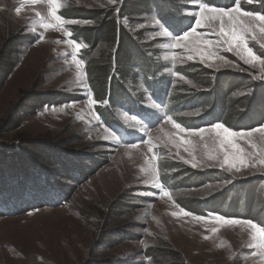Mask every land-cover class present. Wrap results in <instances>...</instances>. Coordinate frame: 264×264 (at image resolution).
Masks as SVG:
<instances>
[{
  "label": "rangeland",
  "instance_id": "1",
  "mask_svg": "<svg viewBox=\"0 0 264 264\" xmlns=\"http://www.w3.org/2000/svg\"><path fill=\"white\" fill-rule=\"evenodd\" d=\"M21 2L0 0V168L8 158L12 162L19 157L32 172L35 169L46 172L51 187L44 203L41 199L31 198L28 188H14L17 189L16 198H12L15 201L4 205L0 211V264H155L149 254L152 248L160 249L168 264H264V255L253 246L246 226L229 225L215 219L216 215L225 217L221 211L233 201L232 210L239 207L250 214L256 210L264 212V165L241 167L237 172L229 170L227 164L220 167L222 154L220 160H208L203 156L204 141L177 130L172 121L166 119L172 118L168 108L149 94L136 67L135 75L125 77L120 74L121 56L116 59L118 65L115 61L117 35L123 29L128 31L146 52V60L159 65L158 71L154 66L152 71L159 78L169 79L172 91L187 87L185 94L191 96L201 92V97L208 98L215 79L220 83L231 80L235 89L230 98L236 109L231 114L238 117L244 111L251 113L250 105L255 104L258 107L256 119H263L259 125L255 120H249L250 123L234 124L235 127L229 122H221L236 132L264 126V78H261L264 71L259 63L255 67L245 64L235 51H227V46L219 48V55L225 57L227 63L219 59L202 60L194 48L189 51L165 47L169 39L156 36L160 28L153 24V18L164 24L160 15L153 11L130 15L123 8L124 0H115L114 4L109 0H62L64 7L59 15L73 7L99 12L101 16L80 19L61 15L64 26L48 29L41 27L36 17V12L47 16V4L24 3L17 13L15 9ZM172 2L178 4L183 15L194 18L190 13L198 11L196 4L201 0ZM253 2L258 4L257 0ZM253 2L241 0V7L245 11L264 14L244 8L243 5ZM112 17L115 22L113 39L106 29ZM48 22L56 23L50 18ZM218 28L216 23L197 31L216 41L218 36L213 30L218 31ZM80 29L81 35L77 33ZM65 31L72 35L66 36ZM16 34L30 36L32 40L13 52L8 45ZM70 40L82 44L75 57L72 55L74 45L68 43ZM249 46L254 47L258 55L264 51L255 42L250 41ZM82 52L86 56H81ZM173 52L178 57L175 62L165 59ZM189 55L193 58L188 59ZM80 60L84 63L77 66L75 61ZM92 61L97 64V72L90 74ZM182 66L187 67L188 75L179 73ZM195 69L201 70V81L189 77L196 75ZM111 74L117 80L121 79L124 91L134 97L136 110L133 111L144 118L129 113L125 110L127 107L118 102L110 107L118 127L123 125L143 136L137 143H123L96 112L97 105L107 104L106 101L99 102L103 99L98 97L100 86L96 90L92 79L96 86L102 82L107 86ZM67 95V101L53 100L39 105L41 100L49 97L60 99ZM36 106L38 110H35ZM142 106L155 115L140 110ZM204 111L203 107H198L184 110L180 115L197 117ZM125 114L135 116L138 122L126 121ZM175 115L178 117L179 113ZM149 137L151 143H144ZM179 137L193 141L196 167L187 162L192 161V157L184 150L185 147L191 150L192 146L182 144ZM208 137L205 133L211 146ZM250 139L264 150V134L253 132ZM30 140L41 141L61 152L68 161L67 166L74 164L78 169L70 174L55 167L59 164L46 162V150L35 149ZM238 143L248 152H255L246 139H239ZM258 158L256 156L254 160ZM93 161L99 168L88 173L87 167H95ZM2 172L5 173L4 168L0 174ZM157 174L158 180L154 179ZM7 175L6 172L4 176ZM171 175L188 184L165 188L161 179ZM192 179L196 180L191 182ZM7 182L10 185L13 181ZM184 201L188 205L195 201L200 204L188 207ZM202 202L205 207L200 206ZM181 209L193 215L186 216ZM254 252L257 255H253Z\"/></svg>",
  "mask_w": 264,
  "mask_h": 264
},
{
  "label": "trees",
  "instance_id": "2",
  "mask_svg": "<svg viewBox=\"0 0 264 264\" xmlns=\"http://www.w3.org/2000/svg\"><path fill=\"white\" fill-rule=\"evenodd\" d=\"M204 2H209L212 5L216 7H228L230 5H233L234 0H203ZM258 4L256 2H253V4L249 5H243L244 8L257 11L259 12H264V0H257ZM126 3V4H125ZM125 4V5H124ZM123 8L127 10V12L130 15H136V14H146V13H153L156 12L160 15L162 21H164V24L166 27L169 28L170 31L175 30L174 34H181L182 31H186L189 26H194V18L187 17L181 13V9H179L178 4L175 2H172V0H124L123 2ZM63 17L66 18H80V19H98L101 14L99 12H95L92 10H86L83 8H70L68 11H62L61 12ZM96 13V14H95ZM106 29H109L110 31V36L112 39L114 38V33H115V22H114V17L110 19V22H108V26ZM83 31L80 29L78 30L77 33H82ZM78 35V34H76ZM88 37V35H86ZM92 37V36H91ZM118 39V49H117V56L118 58L121 56L120 60V74L127 77V75H135L134 73V68L136 67V70L138 74L141 77L142 82H144V86L149 92L150 95L155 96L157 99H160L163 102L166 101V108H168L167 112L172 115V118L175 119L178 123L182 124L183 127L185 128H203L206 126H211L215 123H221V122H226V123H231L233 126L234 124L236 125H242L244 123H250L249 120H255L257 124L263 123V119H256L257 115V108L255 104L250 105L251 106V113H247L244 111L243 114H239L238 117H236L233 113L231 112L235 111V102L233 99L230 98L231 93L235 89L232 83L229 82H222L218 81V79L214 80V84L210 86L211 88V93L210 95L207 96H202L201 92H194V95H188L185 94V91L187 90V87H181L179 90L177 88H172V85L170 84L169 79L166 77L164 78H159L156 76V74L152 71V69L155 68V71H158L157 68H159V65L157 63H153L152 61L150 62L147 61L146 57V52L142 51V46L134 40V38L129 35L128 31L123 29L121 30L120 33L117 35ZM30 36H25L23 37L21 34H16L11 38L10 44L8 47L10 49H13V52H16L19 47H21L24 44H28L31 41ZM148 62V63H147ZM151 65V66H150ZM154 66V68H153ZM95 67V69H94ZM97 64L94 63V61L91 62L90 64V74H93L97 72ZM10 68L13 69V63L10 64ZM9 68V71H10ZM187 67L182 66L178 69L179 73L186 74L188 75L187 72ZM88 70V66H87ZM86 70V71H87ZM13 71V70H12ZM196 72L192 75L190 74L189 77L193 79L194 81H198V79L201 78L202 72L200 69H195ZM130 72V74H127ZM11 73V72H10ZM89 74V75H90ZM137 75V74H136ZM115 76L113 75L111 77V81L108 84V87H110V102L111 104H117L121 103L120 106H125L131 108L130 110H136V103L134 101V97H131L128 92L124 91V86L122 83H120L121 79L117 80ZM91 80V79H90ZM107 80V79H106ZM201 81V79H200ZM106 82V81H105ZM92 83L94 84L96 90L99 88V96L100 98H105L107 96V87L106 85L102 82L100 85L96 86L95 81L92 79ZM213 83V82H212ZM217 84V85H216ZM157 86L158 91L155 89ZM69 95L56 99L55 97H52L48 100H41L39 105H44L48 104L53 100H57L59 103L61 101H67ZM100 100V99H99ZM38 102V101H37ZM198 107H203L205 110L203 114L197 116V117H189V116H181V112L184 110H191L194 108ZM128 108V109H129ZM39 107L36 106L35 110H38ZM99 112H101V115L106 121L107 125L113 129H117L118 125L115 122L116 120L113 119V116L111 114V108L106 107V108H97ZM262 110H264L262 108ZM179 113V116L177 117L175 114ZM176 117H175V116ZM242 116L245 118L242 119ZM256 116V117H255ZM235 127V126H234ZM31 145L35 149H39L42 151V149H45L46 152L48 153L45 157L46 162H52L57 163L60 166H55L60 167L61 170H66L70 172H75L74 170L78 169L74 167V164L67 166L68 161L64 159V154H60L57 150L53 149L51 146L46 145L45 143L42 144V142L38 140H30L29 141ZM53 149V150H52ZM50 153V154H49ZM67 158V157H66ZM90 160V159H89ZM107 158L103 159V162L105 163ZM74 160H71V163H73ZM95 165L93 168L87 167L89 170L88 173L90 172H95L99 168V164L97 163H92V165ZM2 168H4L5 173L7 172L8 175L4 176L3 172L0 174V211H2L4 205H9L12 204L15 200L12 198H16L15 192L17 189H14L15 187H18V189H29L32 193L31 198H36V199H41L42 203H44V198L49 195V187H51L50 183V178L47 176V173L35 169L32 172L31 167H26L25 161L19 157L16 158L14 161H10V158L5 161V163H2V167L0 168V172L2 171ZM80 171V170H79ZM82 173V172H81ZM12 174V175H9ZM73 174V173H70ZM78 174V173H77ZM31 175V178H30ZM86 175V173H85ZM206 174H202V176H205ZM83 176V174H81ZM163 178V177H162ZM205 178V177H201ZM201 178H197V180H200ZM15 179V180H13ZM192 179L191 182H193ZM203 180V179H202ZM7 181H13L10 183ZM163 181L165 184L168 186L173 187L174 185H185L188 183H185V180H179L174 178L172 175L167 176L163 178ZM191 182L189 184H191ZM264 182V181H263ZM263 182L260 181V183L263 184ZM30 183V184H29ZM185 183V184H184ZM19 199V197L17 198ZM230 201L232 200L229 198ZM20 200V199H19ZM186 204L188 207L189 206H198L200 204L199 201L193 202V204L188 205L187 202H183ZM43 204H40V206ZM234 201L229 204V207L227 206L226 210H223L221 207L222 213H224L225 217H242V218H248V219H253L259 223L264 224V212H260L259 210H256V212H252L253 214H250V212H245L246 210L241 209L237 207L236 210L230 209L233 207ZM204 206L203 202L202 205ZM210 206V205H209ZM205 207V206H204ZM244 208H246L245 205H243ZM38 208V207H35ZM211 210H213L211 208ZM216 211V210H213ZM205 213V212H204ZM223 215V214H221ZM151 253L153 262L155 264H168V261L165 260V255L160 253V249L158 248H152L150 250L149 254Z\"/></svg>",
  "mask_w": 264,
  "mask_h": 264
},
{
  "label": "snow or ice",
  "instance_id": "3",
  "mask_svg": "<svg viewBox=\"0 0 264 264\" xmlns=\"http://www.w3.org/2000/svg\"><path fill=\"white\" fill-rule=\"evenodd\" d=\"M110 3H115V0H109ZM247 3H252L253 0H246ZM24 3L38 4L46 3L48 6L47 16H42L39 12H36V17L39 19L41 27L56 28L63 27L65 24L64 18L59 15L61 8L64 7L62 0H22L20 7L15 10L17 13L20 12ZM198 11L190 13L195 18L194 26H189L186 31H182L181 34H174L175 30L169 31L168 27H165L159 19L153 18V24L159 26L160 31L156 32L155 35L159 37H166L169 39V43L165 47L172 49H187L192 51L193 48L202 60H216L219 59L227 63L228 61L225 57L219 55V48L222 46H227V51H235L236 55L244 61L245 64L251 65L253 67L259 63L262 71H264V51L260 55L257 54V50L254 47L249 46L250 41L255 42L259 46L260 50H264V14L245 11L241 7V0H234L233 6L231 8L216 7L209 2H199L196 4ZM49 18L56 21L55 24L48 22ZM69 24H75L77 21H67ZM218 23V31L213 30V33L218 36L216 41L209 40L205 37L204 33L198 32L197 29L201 27H209L212 24ZM35 31V28L32 29ZM66 36H71V32L65 31ZM43 39V34L40 36ZM68 43L74 45L73 57L80 51L82 44L76 42L75 40H70ZM191 46V47H190ZM86 47V46H83ZM177 54L175 52L171 53L170 56H165V59H171L173 62L177 60ZM191 55L188 59H192ZM77 66L82 65L84 62L82 60L75 61ZM79 75V73L77 74ZM176 75H179L178 73ZM264 78V75L261 76ZM91 103L95 101L90 100ZM153 107H158L153 104ZM126 121L137 123V118L135 116L128 117L125 114ZM166 119L172 121L173 126L180 131L188 133L190 136H198L201 141H204L203 156L208 160H220L222 154V162L220 167L223 168L226 164L229 166V170L235 169L237 172L241 170V167L246 166H256V164L264 165V150H262L258 145L252 143L251 136L253 132H260L264 134V126L257 129H252L248 132L243 130L236 132L223 123H215L208 128H182L181 124L176 123L171 117H166ZM205 133L209 134L208 139L211 141V146L205 138ZM215 133V135H211ZM113 138L115 136L113 135ZM239 139H246L249 145L255 150V152H248L239 143ZM182 144L186 146H192L191 150L189 147H185V151L189 153L192 157V161H187L192 163L193 167L197 164L193 161L196 160L195 156V145L191 139H185L184 137H179ZM144 143H151V137L148 141H143ZM136 145H133L135 147ZM152 149L150 148L149 151ZM258 156V159L254 160V157ZM156 159L155 156L152 157ZM158 180V174L154 177ZM162 188L163 186L160 185ZM164 195H169V193L164 192ZM181 213L186 216L193 215L190 212L181 209ZM173 215H178L173 213ZM198 220H205L206 217H196ZM215 219L217 221H224L225 224L229 225H241L246 226L250 230V238L254 242L253 246L260 250V255H264V224L254 221L253 219H240V218H227L223 216L216 215ZM213 231H216L214 228ZM207 238V237H205ZM257 255V253H253Z\"/></svg>",
  "mask_w": 264,
  "mask_h": 264
}]
</instances>
